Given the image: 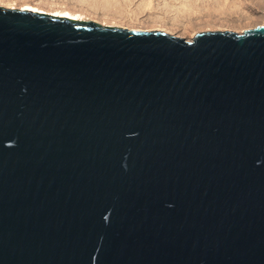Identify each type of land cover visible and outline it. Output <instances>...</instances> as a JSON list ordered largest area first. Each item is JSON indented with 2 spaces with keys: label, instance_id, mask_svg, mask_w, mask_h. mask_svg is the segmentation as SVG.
<instances>
[{
  "label": "water",
  "instance_id": "obj_1",
  "mask_svg": "<svg viewBox=\"0 0 264 264\" xmlns=\"http://www.w3.org/2000/svg\"><path fill=\"white\" fill-rule=\"evenodd\" d=\"M0 264H264V25L0 5Z\"/></svg>",
  "mask_w": 264,
  "mask_h": 264
},
{
  "label": "rangeland",
  "instance_id": "obj_2",
  "mask_svg": "<svg viewBox=\"0 0 264 264\" xmlns=\"http://www.w3.org/2000/svg\"><path fill=\"white\" fill-rule=\"evenodd\" d=\"M48 1L50 2L51 0H5L2 1L0 5L5 7L23 8L30 3L29 5L34 6L33 4H35V6L41 7L46 11L48 10L47 12H44L53 14L51 13L52 9L54 7L56 8V5L61 6L64 3V0H61L62 2L57 0V3L56 0H53L52 2L55 4L52 6L51 2L49 4L47 3ZM144 1L147 2V0H129L128 5L124 7V9L126 8L125 12L120 15H118L115 11V15L112 14L113 11L101 14L96 13L98 15L93 13L91 16L89 15V17L87 16V18L83 20H93L106 26H119L137 30H164L162 28L163 26H166L169 28V31H164L186 37L187 39H192L197 32L201 31L233 30L237 32H244L246 29L254 28L258 25H264V0H204L205 2L202 0H188V3L189 1H193L190 3L191 6L194 3L195 5L197 4L196 6L198 8L194 6L192 7L194 9L190 10L188 7V10L187 5L182 4L183 6L185 5L184 8H186L187 11H192L193 13L189 14L185 10L186 13H183L185 16L181 18L180 23L175 25L172 15L167 17L163 14L165 13V8H167L165 5H167V1L170 0H152V6L150 5L151 7L149 5H145L146 2ZM66 2L67 1H65L64 4L68 3ZM170 2H174L176 5L179 3L181 5L182 1L173 0V2ZM182 5L181 7L179 6V8H182ZM171 9H174V5ZM136 12L137 14H135ZM187 13L188 15H186ZM109 15L112 16L110 17Z\"/></svg>",
  "mask_w": 264,
  "mask_h": 264
},
{
  "label": "bare ground",
  "instance_id": "obj_3",
  "mask_svg": "<svg viewBox=\"0 0 264 264\" xmlns=\"http://www.w3.org/2000/svg\"><path fill=\"white\" fill-rule=\"evenodd\" d=\"M2 1H5V0H0V3L2 2ZM53 0H51L50 2H51V5L52 6H54V4H53V2H52ZM61 1V0H60ZM63 1V0H62ZM61 1V2H62ZM65 1H67L66 3L67 4H64L65 3ZM132 1V0H131ZM170 1H172L173 2V0H170ZM170 1H167L168 3H167V5H165L167 8H165L166 10H165V13H167V14H165V13H163L164 15H166L167 17H169L170 15H172L173 16V20H174V25L175 24H178V23H180V21H181V18L183 17V16H185V14H183V13H186V8H184V6L185 5H187V9H188V7H189V9L191 10V9H194V8H192V7H194V6H196L194 3H193V5L191 6V2H193V1H189V3H188V0H181L182 2H184V3H182L181 2V5L182 4H185L182 8H179V6L181 7V5L178 3L177 5L176 4H174V2L173 3H171ZM202 1H204V0H202ZM220 1V0H219ZM222 1V0H221ZM10 2V1H9ZM8 2V3H9ZM12 2V1H11ZM49 1L47 2L48 4L50 3ZM55 2V1H54ZM59 2V1H58ZM64 3L60 6H58V5H56V8L54 7L53 9H52V11H51V13H53V14H55V15H58V16H67V17H69V18H73V19H79V20H83V19H85V18H87V16L89 17V15L91 16V14H96V13H109V12H111V11H113V15H115L114 13L116 12V13H118V15H120V14H122V13H124L125 12V9H124V7L126 6V5H128V2H129V0H126V1H124V0H64L63 1ZM134 2V1H133ZM144 2H146V1H144ZM170 2V3H169ZM205 2V1H204ZM56 3H57V0H56ZM202 3V2H201ZM214 3V2H213ZM215 3H216V1H215ZM28 4V3H27ZM30 4V3H29ZM26 5V6H24L23 8H27V9H32V10H34V11H40V12H44V11H46L45 9H43V8H41V7H38V6H35V4H33L34 6H32V5ZM132 4V3H131ZM143 4V3H142ZM166 4V3H165ZM130 5V4H129ZM145 5H151L152 6V0H147V2L145 3ZM173 5H174V9H171L172 7H173ZM177 7H176V6ZM221 5V4H220ZM52 6H51V8H52ZM141 6V5H140ZM150 6V7H151ZM202 6H203V4H202ZM43 7V6H42ZM128 7V6H127ZM142 7H144V6H142ZM191 7V8H190ZM45 8V7H44ZM140 8V7H139ZM183 8H184V11H183ZM196 8H198L197 6H196ZM204 8V7H203ZM138 9V8H137ZM141 9V8H140ZM188 9V10H189ZM131 10V9H130ZM134 10V9H133ZM186 10V11H185ZM196 10V9H195ZM48 11V10H47ZM46 11V12H47ZM115 11V12H114ZM167 11V12H166ZM199 11H200V9H199ZM128 12V11H127ZM132 12V11H131ZM189 14L190 13H193L192 11L191 12H189V11H187ZM129 13V12H128ZM157 13V12H156ZM188 13L186 14V15H188ZM111 14V13H110ZM130 14V13H129ZM135 14H137V12L135 13ZM96 15H98V14H96ZM110 16V15H109ZM112 16V15H111ZM110 16V17H111ZM124 16V15H123ZM106 17V16H105ZM165 17V16H164ZM163 18V17H162ZM112 21V20H111ZM110 22V21H109ZM164 23V22H163ZM165 24H166V22H165ZM164 25V24H163ZM163 25H161V26H163ZM162 29H164V30H167V31H169V28L168 27H166V26H163V28Z\"/></svg>",
  "mask_w": 264,
  "mask_h": 264
}]
</instances>
